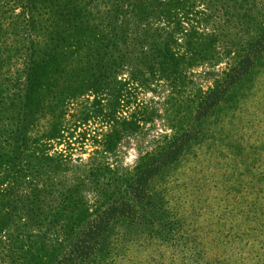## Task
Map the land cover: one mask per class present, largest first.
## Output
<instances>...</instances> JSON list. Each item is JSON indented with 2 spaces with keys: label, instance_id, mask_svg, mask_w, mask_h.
<instances>
[{
  "label": "rangeland",
  "instance_id": "374dc122",
  "mask_svg": "<svg viewBox=\"0 0 264 264\" xmlns=\"http://www.w3.org/2000/svg\"><path fill=\"white\" fill-rule=\"evenodd\" d=\"M40 1L52 4L47 16L36 14L38 30L47 32L45 38L51 44L43 45L45 64H55L52 70L60 71L56 75L61 76L62 85L78 89L74 102L59 117L69 126L67 135L74 141V157L82 156L87 167L107 156L111 162L134 165L141 150L127 133L117 151L95 152L104 150L95 140L109 135L117 144L116 136L122 133L115 130L112 121L105 120L114 115V99L105 96V100H95L92 86L96 76L87 65L81 71L77 64L79 58L88 61L95 43L100 41L99 31L93 26L99 25L102 13L107 16L105 22H115L110 17L114 14L112 3ZM162 3L164 16L169 19L163 17L164 27L166 31H177L171 46L180 58H185L187 73L175 77L168 66L171 76L166 72L143 76L145 69L133 63L119 76V80L126 82L127 78L135 83L124 86L125 109L130 119L140 123L145 149L156 151L157 145L164 146L176 137H193L194 141L179 160L152 180L160 192V211L155 220L158 226L160 220L165 224L161 226L165 228L164 237L148 235L150 223H143L137 230L122 221L115 222L110 253L99 256L96 264H264V0ZM21 19L13 20L18 32L25 30ZM77 34L84 47L71 56L72 50L63 48L59 41H71ZM3 38L0 31V40ZM56 45L59 47L52 51ZM21 58L26 60V54L14 50L5 60L0 59V69L9 66L19 70ZM249 63V72L232 83L231 77H239L234 69L246 64L247 71ZM130 73L135 79H130ZM114 80L113 88L117 86ZM225 87L228 92L219 95L218 90ZM200 105L209 108L200 111ZM67 146L65 142L57 144L55 150Z\"/></svg>",
  "mask_w": 264,
  "mask_h": 264
},
{
  "label": "trees",
  "instance_id": "16d2710c",
  "mask_svg": "<svg viewBox=\"0 0 264 264\" xmlns=\"http://www.w3.org/2000/svg\"><path fill=\"white\" fill-rule=\"evenodd\" d=\"M106 3H112L114 14L110 17L115 22H105L107 16L102 13L99 25L93 26L99 31L100 41L95 43L91 58L85 62L79 58L77 64L81 71L87 65L96 76L92 86L95 100H105V96L114 99L115 117L108 115L105 120L112 121L122 136L117 134V144L109 135L95 140L104 148L95 152L117 151L126 133L128 139L136 140L141 152L134 165L114 163L107 156L87 167L82 156L74 157L72 149L76 148L67 135L69 126L59 119L66 106L74 102L78 89L62 85L61 76L56 75L60 71L52 70L55 64H45L47 54L43 45L51 44L46 41L47 32L38 30L36 14L47 16L52 4L40 0H0V31L4 36L0 40V59L5 60L14 50L26 54L19 70L9 66L0 69V126L4 127L0 131L4 134V139L0 138V264H96L99 256L109 255L112 229L119 221L137 230L143 223H150L148 235L164 237L165 228L161 226L165 224L160 220L158 226L155 220L160 211V192L153 187L152 180L179 160L194 138L176 137L164 146L157 145L156 151L143 148L140 123L130 119L125 109L124 86L135 83L127 78L126 82L119 80V76L134 63L145 69L143 76L165 72L171 76L173 72L177 77L187 73L185 58H180L171 46V41L176 42L177 31H166L164 27L163 17H168L164 16L162 0ZM17 9H21L20 14ZM21 17L25 30L18 32L13 20ZM59 42L72 50L71 56L84 47L79 34L71 41L63 38ZM250 63L247 71L246 64L234 69L239 77H231L232 83L249 72ZM254 65L252 62L251 67ZM110 73L118 76L112 77ZM112 79L116 81L115 88ZM130 79H135L131 73ZM228 90L225 87L218 93L225 95ZM208 108L200 105L199 110ZM63 142L68 146L55 150Z\"/></svg>",
  "mask_w": 264,
  "mask_h": 264
}]
</instances>
